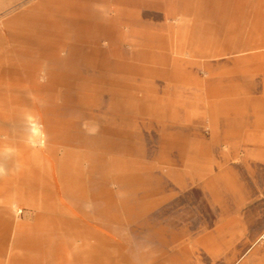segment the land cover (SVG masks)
<instances>
[{
	"label": "rangeland",
	"instance_id": "rangeland-1",
	"mask_svg": "<svg viewBox=\"0 0 264 264\" xmlns=\"http://www.w3.org/2000/svg\"><path fill=\"white\" fill-rule=\"evenodd\" d=\"M40 1L0 13L3 94L29 98L28 73L105 83L53 78L30 115L0 103V264H264V0H78L57 14L72 21L23 28L66 7ZM42 109L79 146L51 142Z\"/></svg>",
	"mask_w": 264,
	"mask_h": 264
},
{
	"label": "crops",
	"instance_id": "crops-1",
	"mask_svg": "<svg viewBox=\"0 0 264 264\" xmlns=\"http://www.w3.org/2000/svg\"><path fill=\"white\" fill-rule=\"evenodd\" d=\"M33 2L30 3L28 5V7H25V0H0V13H4V12H8V11H18V12H25V11H40L41 10V4L42 2L40 0H32ZM66 1V7H61V8H57L54 9L52 11L51 8L46 7L45 10V14L44 17L40 18V20L46 22V23H41V25H36L35 21L38 20L36 19H31L28 22L26 21V23L23 25V28H41V27H56L59 24H57L58 21H72V17L69 15H65L66 13H70L73 12V5L75 4V2H77L78 0H64ZM87 2L92 1V0H85ZM46 3H48L50 5V3H56V0H46ZM167 5H176V3L172 0H169L167 2ZM186 5V4H185ZM21 6H23L21 8ZM54 12V15H53ZM58 13H65L63 16H61L60 18H58ZM54 16V17H53ZM28 20V19H26ZM22 35V34H21ZM154 37L155 40L160 41L162 40L161 35L160 36H152ZM18 43L21 44H29L32 46H36L37 48L42 47L43 45V41H38L36 39H28V40H18L16 41ZM54 45V44H53ZM47 48H52L51 44L48 42L46 44ZM151 46H153L151 44ZM45 47V46H44ZM161 48H163V46H160ZM80 54L81 51H78L77 48H70L69 49V56L67 57L66 60L61 61L60 63L63 64V66H66L67 63H72L74 61H76V55ZM0 63H1V58H0ZM90 67L92 68H96V63L93 61H90ZM48 77H47V81L43 84H40L35 78L34 76H32V74L28 73V85L27 88L24 90L26 91L25 93H27L29 96V98L27 97H22L21 95H17L12 93L10 95V99H8L4 94H3V89L0 87V103H7L9 102V104H15L16 107H21L23 108V112L26 113L27 115L33 114L32 110H30V106L33 107V103H32V98H36V99H53V97L56 95L55 91L52 90L51 87V80L53 78L55 82L58 83L57 86L59 87H64V85H66L68 88H70L71 85L75 84L77 87H79L80 89L85 88L87 85L84 82H87L90 80V82H99V83H105L104 80H97L95 78H91L89 76L84 77V76H80L78 74H73V73H62L59 75H55L53 76V73L47 72ZM52 76V77H50ZM58 78V79H57ZM55 82H52L55 83ZM89 86V85H88ZM78 89V88H77ZM31 95V96H30ZM74 98H76V100H81V94L75 96ZM81 98V99H80ZM46 109H42V110H38V115L41 117L42 122H43V131L46 133L47 137L49 138V140L51 142H55V140L57 142H59L60 144H62L63 146H68L71 148H75L77 146H79V142H80V138L77 135V133L79 132L78 127H76V125H74V123L72 122H65V121H58L55 118H45L43 116V114L46 112ZM20 115V114H19ZM22 121H20V117L19 119H15V123L17 125H20ZM1 128V127H0ZM1 130V129H0ZM34 130H36V127H34ZM98 132L101 134H106V133H115L116 130L112 127H108L106 125H102L98 128ZM18 134H22V135H26L24 132H19ZM33 138H36V131H34V134L32 135ZM1 146V143H0ZM6 157L3 153V151H1L0 149V164H7L6 162ZM18 180L22 178L21 175L18 176ZM10 179V178H6L5 176L0 174V197H3V192L4 190V185H5V180ZM22 181V180H21ZM24 183V182H23ZM253 184L254 187L252 189V192H261L264 193V171H259L257 172L256 176L254 177L253 180ZM22 186H18L17 187V192L18 194L20 193V189H22ZM43 210V209H42ZM41 212V211H40ZM41 221V220H40ZM41 223V222H40ZM48 224V223H46ZM50 224V223H49ZM41 224H35L34 226H32V230L33 231H38L40 228ZM6 231V227L4 229V225L0 224V233L2 231ZM31 230V229H28ZM51 260H49L48 262H50Z\"/></svg>",
	"mask_w": 264,
	"mask_h": 264
}]
</instances>
